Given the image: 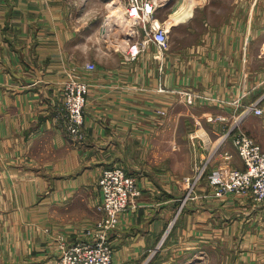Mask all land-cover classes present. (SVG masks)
I'll list each match as a JSON object with an SVG mask.
<instances>
[{"label": "crops", "instance_id": "obj_1", "mask_svg": "<svg viewBox=\"0 0 264 264\" xmlns=\"http://www.w3.org/2000/svg\"><path fill=\"white\" fill-rule=\"evenodd\" d=\"M115 1H0V209L6 212L0 264H53L61 238L76 240L101 217L98 180L113 165L136 174L141 187L111 233L114 260L142 264L174 220L195 163H209L211 170L227 162L230 151L232 162L245 167L231 136L223 135L229 129L223 115L240 119L264 148V125L244 112L264 88L253 48L264 26L256 27L252 14L247 26L235 12L223 25L196 28L175 19L191 11L176 10L174 31H198L202 40H172L162 54L149 42L130 58L129 44L144 38V24L132 22L128 0ZM158 13L154 20L162 22ZM243 35H251L252 44L245 47ZM74 78L90 84L80 141L63 122L61 89ZM191 90L198 100L192 104L186 101ZM255 101L264 105V93ZM186 205L181 226L193 227L197 238L206 235L212 212L214 220L223 217L218 201L215 208L201 198ZM260 207L264 212L260 205L249 215ZM258 238L264 242V234Z\"/></svg>", "mask_w": 264, "mask_h": 264}, {"label": "rangeland", "instance_id": "obj_2", "mask_svg": "<svg viewBox=\"0 0 264 264\" xmlns=\"http://www.w3.org/2000/svg\"><path fill=\"white\" fill-rule=\"evenodd\" d=\"M120 1L124 2V0H117L115 1V5H119ZM156 1L157 9L159 10L158 14L162 19V22H164L167 26L172 27L170 32V41L174 40L177 45H184L186 43L192 42V40L197 39L196 42H200V40H202L204 35L202 33L198 34V31L195 34L191 35L183 34L184 32L177 33L174 31L173 21L170 20L171 14L174 13V11H176L177 8L185 2V0ZM191 4L192 9L190 17L184 19L182 15L175 16V19L179 20L178 23H181L183 26H194L196 28H202V26L206 27L210 23L212 25H223L229 18H231L232 13L235 12L238 14L237 17L240 21H242L244 26H247L246 23H248L247 19L250 17L249 14H252V16L255 17L256 27L264 26V0H191ZM255 37L256 40L253 43V48L255 49L256 54V69L258 74L260 69L264 70L262 68L263 66H260L261 64L264 65V35H257ZM243 39L245 47L248 43L252 44L253 42L251 40V35H243L242 40ZM243 55L246 59V50L243 51ZM92 69L95 70L96 65ZM70 80L73 79H69L68 81ZM74 80L84 81L80 78H74ZM258 81L259 79H257V82ZM261 82L264 83V76L261 77ZM87 84L89 85L90 89V84ZM64 86L65 84L63 85V87ZM63 87L61 89L62 97ZM256 92L257 93L255 100H258L260 94L264 93V88H262V90H257ZM255 100L251 104L256 103L257 105H259V101ZM186 101L192 104L194 102H197L198 100L195 99L191 103L187 98ZM260 107H264V105ZM245 111H247V109H245ZM248 114L249 113H245V115ZM227 116V114L223 115L224 119H222L223 122H227V129L229 128L228 130H226V132H223V135H226V138L231 136L232 141L234 142L237 134H246L251 137L257 144H259L264 150L259 141H257L242 126V123L239 125V129H234L233 127L236 123L234 124L233 121L236 122V120H229ZM253 119L255 120V124L264 125V113L261 116L256 115L255 113V115H253ZM229 125L231 126V128ZM194 133L195 132H191V135L193 134V136H195ZM231 154L234 156L232 152ZM232 159H226L227 162L223 164L221 163L222 165L220 164L225 171L232 170L233 168H240L232 162ZM205 165L206 168L204 169V172L201 174L200 178H198V175H200V171L205 167ZM208 166L209 163L206 162L198 164L195 163L192 175L185 177V182H187L188 188L186 194H184L183 196L180 207H178L177 209L175 218L169 223V226L166 228L167 230L165 231L162 240L157 245H153V248H150L145 252L144 261L142 262V264H264V242L262 240L263 238H258L261 234H264V228L261 225L262 222H264V218L258 216L259 214H264L263 207L257 209V215H249L252 208H256L260 205L264 206V199L256 198V196H254L250 192L227 191L219 194L217 188H215L209 176L217 167L210 170ZM121 167L126 170L124 166ZM200 167H202L201 170H199ZM126 171L129 172L128 170ZM202 182H206V184ZM202 185L206 188L205 191L203 189H199ZM199 191H204V193L201 195ZM200 198L202 200H207L208 206L212 208H215L216 201L221 202L223 206L220 212L222 213L223 217H217V219L214 220L215 213L217 211L212 212V215H214L213 217L211 216L212 218L209 216L208 220L211 225H209L208 230L204 232L206 233V235H204L203 238H197L194 236L193 227L191 228L192 230H189L185 227L187 231H183V227L181 226L182 224H185V220L182 219V216L185 213V208L187 207L186 203L188 201L193 202ZM1 199L2 198L0 196V205L2 204ZM135 200L133 201V203L135 202ZM228 200H230V202ZM101 202L99 204V208L102 215L100 218H98L96 223L104 217V210L102 209ZM210 202L214 204L210 205ZM250 202H252V204H249ZM233 203H238V205L233 206ZM5 215L6 212H3L0 209L1 221L5 218ZM249 217H253L250 222H248ZM117 226L109 230L110 236L111 233L117 228ZM4 229V226L0 225V234L3 233ZM171 236L173 238H176V240L170 242L169 240ZM252 239L253 241H251Z\"/></svg>", "mask_w": 264, "mask_h": 264}, {"label": "built area", "instance_id": "obj_3", "mask_svg": "<svg viewBox=\"0 0 264 264\" xmlns=\"http://www.w3.org/2000/svg\"><path fill=\"white\" fill-rule=\"evenodd\" d=\"M156 11V0H128L127 12L130 19L133 23H143L145 31L144 38L129 44L130 58H136L146 49L149 42L155 43L161 54L168 47L171 27L154 20ZM129 34L132 36L137 32L131 29ZM94 67V63L87 64L89 69ZM89 90L87 82L74 79L66 82L63 87V122L67 134L73 140L80 141L84 136L85 108ZM186 94L188 101L192 103L196 94L192 91ZM246 109L245 113L252 112L258 115L264 113V107L256 103L250 104ZM235 123L233 128L239 129L241 120L238 119ZM233 144L245 167L225 171L221 165L218 166L209 175L213 185L219 194L227 191L250 192L256 198L264 199V150L251 137L242 133L237 134ZM233 157L230 151L225 152L226 159L231 160ZM205 168L206 165L198 178ZM98 186L102 194L104 217L72 242L61 238L59 254L53 264H117L114 260L115 249L110 242L109 230L118 225L120 215L128 210L135 198L141 194V188L137 176L121 166L104 169Z\"/></svg>", "mask_w": 264, "mask_h": 264}, {"label": "bare ground", "instance_id": "obj_4", "mask_svg": "<svg viewBox=\"0 0 264 264\" xmlns=\"http://www.w3.org/2000/svg\"><path fill=\"white\" fill-rule=\"evenodd\" d=\"M192 9L191 0H185L183 4L180 5V7L177 9L178 14H181V12H190Z\"/></svg>", "mask_w": 264, "mask_h": 264}, {"label": "water", "instance_id": "obj_5", "mask_svg": "<svg viewBox=\"0 0 264 264\" xmlns=\"http://www.w3.org/2000/svg\"><path fill=\"white\" fill-rule=\"evenodd\" d=\"M167 3V2H166Z\"/></svg>", "mask_w": 264, "mask_h": 264}]
</instances>
